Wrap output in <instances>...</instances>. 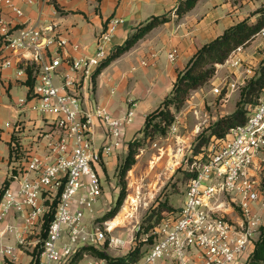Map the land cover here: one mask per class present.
Listing matches in <instances>:
<instances>
[{
  "label": "built area",
  "instance_id": "1",
  "mask_svg": "<svg viewBox=\"0 0 264 264\" xmlns=\"http://www.w3.org/2000/svg\"><path fill=\"white\" fill-rule=\"evenodd\" d=\"M0 1L15 17H24V10L14 0ZM20 2L34 6L48 0ZM123 22L118 18L109 21L97 36L93 56L67 60L69 70L58 86L55 79L64 62L60 50L69 40L55 33L52 24L17 27L13 19L0 15V49L7 55L3 65L11 67L13 58H19L27 68L36 67L30 96L38 101L40 114L55 116L52 124L56 129L55 135L40 134L50 139L43 154L12 144L9 185L0 199V264L19 259L17 246L37 247L40 241L29 242L28 238L38 233L53 210V220L40 243L39 264H71L82 247L98 248L105 243L107 231L97 227L93 217L102 183L94 165L103 154L122 147L136 110L131 103L123 116L116 117L103 105L85 109L78 79H93L96 69L111 54L114 34ZM257 39L264 41V29L256 34ZM245 48L234 50L224 66L239 70ZM27 51L32 53L33 63L24 61ZM177 57L175 48L168 53L171 62ZM141 65L148 62L144 60ZM246 72L248 78L254 70L248 67ZM239 85L237 80H224L213 91L222 94L223 89L233 91ZM95 121L106 139L102 149L94 142ZM7 126L15 132L20 130L19 124ZM210 151L207 162L192 165L190 171L195 177L176 216L159 224L143 256L128 264H247L253 241L264 227L260 208L264 207V92L246 123L232 128L225 140L212 144ZM228 205L238 210L236 219L227 217ZM84 257L86 264H111L106 259Z\"/></svg>",
  "mask_w": 264,
  "mask_h": 264
},
{
  "label": "crops",
  "instance_id": "2",
  "mask_svg": "<svg viewBox=\"0 0 264 264\" xmlns=\"http://www.w3.org/2000/svg\"><path fill=\"white\" fill-rule=\"evenodd\" d=\"M14 1L24 10V17H15L1 1L0 15L6 19H13L18 24L17 27L25 24L43 28L52 24L56 28L55 33L69 40V43L60 50L64 62L59 69V76L55 79L58 86L62 85V75L69 70L67 60L93 56L96 53L97 36L111 19L118 18L124 21L114 34L111 44L113 50L122 46L138 25L152 16L169 14L179 2V0H56L59 6L57 9L53 3L25 6L20 0ZM199 3L185 17L172 18L170 22L155 28L140 40L131 52L113 62L97 77L93 76L91 81L84 76L78 79L80 80L78 93L83 99V107L87 110L99 104L106 106L114 116L121 117L131 103L135 105V119L125 131L122 147L113 153L103 154L100 162L94 165L101 179L105 175L102 164L112 166L117 162L118 155L126 151L124 148L126 142L131 140L130 134L139 131L147 114L157 109L170 94L178 73L185 69L197 50L234 25L230 24L223 28L220 22L215 23V19L190 24L189 16ZM217 31V34H213ZM75 46L78 48L75 49ZM174 48L178 50V57L176 61L171 62L168 53ZM6 56L0 49V188L9 179L13 143L27 152L43 154L50 139L47 140L40 134H56L52 124L55 116L40 114L37 109L38 101L30 96L27 67L19 62V58H13L12 66L5 67L3 61ZM23 56L26 63H33L31 52H24ZM244 58L245 55L243 60ZM144 60L148 62L147 66L141 65ZM21 99H25L26 102L21 104ZM5 120L7 122L3 124ZM7 123L19 124L20 130L15 132ZM95 123L94 142L97 148L102 149L106 139L101 126L97 121ZM18 256L21 261L19 254Z\"/></svg>",
  "mask_w": 264,
  "mask_h": 264
},
{
  "label": "rangeland",
  "instance_id": "3",
  "mask_svg": "<svg viewBox=\"0 0 264 264\" xmlns=\"http://www.w3.org/2000/svg\"><path fill=\"white\" fill-rule=\"evenodd\" d=\"M50 3L51 0H48L46 5ZM261 7H264V0H201L196 10L190 14L189 21L190 24H194L215 19V23L220 22L224 28V26L236 24L245 18L255 19L254 13ZM170 13L172 18L177 19L172 12ZM217 33L218 31L213 34ZM244 55L243 65L239 70H232L226 66L219 68L216 76L206 86L191 94L181 111L176 112V121L166 136H157L153 140H148L139 149L136 163L127 173L125 179L126 197L117 215L112 219L105 217L118 206L121 185L117 168L128 154L129 142H126V148H124L126 151L118 155L114 165L105 166L102 162L105 175L101 179V193L94 205L93 217L96 226L107 231V238L103 245L96 247L97 249L113 259L125 257L140 243H142L140 250L144 251L147 244H143V229L148 225V223L144 224L145 219L160 204H166L175 210L182 207L187 191V170L192 167L190 160L195 151L197 138L201 133L208 131L209 127L221 117L236 110L241 90L250 79V77L247 78L246 70L248 67L252 68L253 76L255 73H260L264 67V41L262 39L253 40L245 48ZM232 79L239 82L240 85L237 89L233 91L223 89L222 94L214 93V88L219 87L222 81ZM6 122L5 120L3 124ZM139 131L130 134V141L143 136L139 134ZM2 189L3 186L0 191ZM260 208L264 213V207ZM227 209V217L236 219L239 215L238 210L230 205L227 206ZM117 217L122 218V221L119 226L111 229L110 222ZM44 231V226H39L38 233L28 238L29 242L40 241L36 248L30 245L26 248L17 246V253L20 255L21 261L18 259L11 264H31L33 256L41 247ZM258 237L259 235L256 236L253 244ZM85 255L89 259L99 258L90 254ZM85 255L78 258L75 264H86Z\"/></svg>",
  "mask_w": 264,
  "mask_h": 264
},
{
  "label": "trees",
  "instance_id": "4",
  "mask_svg": "<svg viewBox=\"0 0 264 264\" xmlns=\"http://www.w3.org/2000/svg\"><path fill=\"white\" fill-rule=\"evenodd\" d=\"M199 1L200 0H179L177 7L174 8L172 13L177 19L185 17L197 6ZM51 3H53L57 9L59 8L56 0H51ZM254 15L256 17L255 19L245 18L239 21L228 27L214 40L200 47L192 56L185 69L178 73L170 94L157 109L147 114L144 125L139 131V134L143 136L129 142L128 154L117 168L121 185L120 197L118 206L107 214L105 217L106 219L114 218L123 204L127 192L125 179L127 173L136 163V155L139 149L144 146L148 140H153L157 136H166L176 121V112L178 113L181 111L191 94L206 86L216 76L219 68L225 65L234 50L240 46L247 47L254 40L256 34L264 29V7L259 8ZM171 19V13L161 16H152L147 21L138 25L122 46L112 50L109 57L96 69L94 77L100 75L103 70L109 67L113 62L131 51L140 40L144 39L155 28L170 22ZM34 68H27L30 94L35 82V76L33 75ZM263 92L264 67L260 73H255V75L251 76L243 86L236 110L213 123L208 131H206L208 133L203 132L198 136L190 164L193 165L195 162L199 161L207 162L211 155L210 147L212 144L225 140L232 128L246 123L253 110L258 106ZM187 177L188 186L190 180L195 177V172L187 170ZM8 185L9 181H5L3 189L0 191V199L4 189ZM53 207H55V205ZM178 211L179 210H175L166 204H160V206L145 219L144 224L148 223V225L144 226L143 232L144 237L148 236V239L144 241L143 244H147V246L152 244L154 239L152 232L154 229L162 222L176 216ZM53 217L54 210L46 218L44 225L45 231L43 234L44 238L46 237V230L53 220ZM154 219L155 222H153ZM141 244L142 243L134 247L125 257L119 259L109 257L106 253L94 246L82 247L71 264H75L76 260L82 258L85 254L106 259L111 264L132 263L138 261L145 253L146 249L144 251L140 250ZM39 255L40 250L33 256L31 264H39ZM247 264H264V227L261 229L258 239L253 244L247 259Z\"/></svg>",
  "mask_w": 264,
  "mask_h": 264
},
{
  "label": "bare ground",
  "instance_id": "5",
  "mask_svg": "<svg viewBox=\"0 0 264 264\" xmlns=\"http://www.w3.org/2000/svg\"><path fill=\"white\" fill-rule=\"evenodd\" d=\"M121 221H122V218H116V219H114V220H112L111 222H110V224H111V229H113V228H115V227H117V226H119L120 225V223H121Z\"/></svg>",
  "mask_w": 264,
  "mask_h": 264
}]
</instances>
